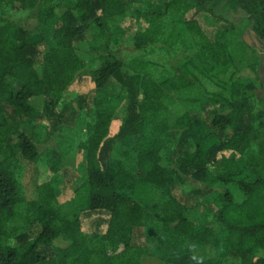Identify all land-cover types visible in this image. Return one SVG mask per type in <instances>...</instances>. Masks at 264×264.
Masks as SVG:
<instances>
[{
  "label": "trees",
  "instance_id": "trees-1",
  "mask_svg": "<svg viewBox=\"0 0 264 264\" xmlns=\"http://www.w3.org/2000/svg\"><path fill=\"white\" fill-rule=\"evenodd\" d=\"M145 5L137 11V0H0V264H141L146 251L131 244L137 226L163 234L156 254L167 264H216L210 253L220 245L235 264H264V217L250 223L245 208L254 192L264 187V140H260L264 134L253 136L248 125H236L232 115L217 108L208 116L187 112L172 123L151 63L134 61L135 73L124 75L121 60L110 51L111 43L118 42L127 28V10L133 11L137 50L153 48L165 37L171 48L178 43L195 48L203 72L207 63L210 71L231 74L233 96L241 102L260 83L257 62L248 43L228 28H234L232 19L242 11L251 31L264 42V0H149ZM201 13L217 20L219 31L212 38L200 27L196 14ZM21 15L35 18L38 30L23 28L15 20ZM170 17L175 18L171 26ZM93 29L92 53L101 64L91 74L99 95L93 106L81 95L63 105L86 67L76 53L77 45ZM185 64L193 76L200 70L191 59ZM239 73L244 79L236 78ZM178 78V88L185 89L187 80L183 75ZM7 79L19 82L20 89L14 90ZM115 85L127 97L123 119L111 110V96L100 95ZM38 98L41 109L33 104ZM37 112L48 122L49 137L67 122L74 126L79 118L87 121L79 141L86 171L83 206L82 211L64 207L48 182L39 201L30 203L29 224L17 228L11 223L23 209L24 188L4 148L16 146L23 160L38 162L34 135L16 121ZM228 128L232 135L226 133ZM253 145L255 164L243 166ZM118 146L125 148L115 158ZM62 166L53 159L49 174H58ZM189 178L205 186L188 193L175 186ZM216 184L223 187L217 191ZM146 190L161 197L145 206L140 194ZM202 197L218 206L214 216L218 231L187 217L189 202ZM145 207H151L150 212ZM62 237L72 240L62 251L63 263L56 247Z\"/></svg>",
  "mask_w": 264,
  "mask_h": 264
},
{
  "label": "rangeland",
  "instance_id": "rangeland-1",
  "mask_svg": "<svg viewBox=\"0 0 264 264\" xmlns=\"http://www.w3.org/2000/svg\"><path fill=\"white\" fill-rule=\"evenodd\" d=\"M149 0H137V11H143L146 8V3ZM157 1V0H155ZM133 11L127 10L126 20L127 28L124 33H120V40L112 42L110 51L116 54L123 64L122 73L125 75H133L134 70L132 65L134 61L150 62L154 71V80L165 93L167 103L169 105L172 117V123H176L187 112L196 111L198 113H206L208 116L212 113L214 108H217L225 115H232L236 125H248L253 136L264 134V42H262L251 31L247 15L242 11L232 19L234 28L229 27L233 31L235 38L239 41H246L251 48L249 51L256 63V70L259 76V81L252 91H249L251 96L247 97L244 101H237L238 98L233 96L232 85L234 80L230 78L231 74L222 75L218 70L210 71L209 65H204L197 59V49L188 50L182 43L173 48L169 47L166 42V37L154 44L153 48L146 47L142 50H137L133 44V34L137 30L135 18H132ZM191 16V15H189ZM198 16V17H197ZM199 18V24L206 36L211 37L213 34L218 33L219 26L217 20L208 14H196ZM15 20L25 29L36 32L38 30V21L35 18H30L26 15L15 17ZM175 18L170 17L169 25L174 23ZM94 33L93 29L87 35L83 43L77 45V55L86 63L84 71L76 79L72 89L66 93L64 104L73 102L80 95L86 97L87 105L93 106L99 93L97 88L93 85L91 72L96 70L101 61L95 58V53H92V45ZM100 54L104 50H99ZM188 59H191L200 70L195 71V76L191 75L188 66L185 64ZM240 66H238L239 68ZM183 68L185 72L183 71ZM230 70L235 67L231 66ZM232 73V72H231ZM178 75H183L188 82L185 89H179L178 85L180 79ZM244 79L245 75L242 73L237 74L236 78ZM165 79L168 84L162 83ZM7 83L14 89L19 90L21 84L12 79H7ZM118 85L112 87V90L106 89L101 94L111 96V110L114 111L116 118H125V105L127 97L118 91ZM201 99V102H198ZM33 104L41 109L43 102L40 98L34 99ZM87 110V112H89ZM19 127L30 134L34 135L36 140L37 151L40 154L38 162L30 163L23 160L17 152L16 146L12 148H4V155L10 158L17 166L18 175L21 176V184L24 188L25 202L22 205L23 209L19 215L15 217L11 225L13 227L22 228L29 224L30 215L29 208L32 200L39 201V193L43 185L48 182L51 191L55 194V199L62 203L64 207H76L82 211L83 199V185L85 183V158L83 152L79 149V141L83 132H85L86 119L79 118L76 120L75 125L72 126L68 122L61 125L58 132L54 136L49 137L46 129L48 122L43 119L39 112L31 114L27 118L17 117ZM228 135H232L230 128L226 129ZM264 140V138H260ZM125 147L117 148L114 157L118 158L119 152ZM247 162L242 163L243 166L255 164L257 158V147L253 145ZM59 159L63 165L58 174L50 175L49 168L53 163V159ZM120 158V157H119ZM63 160V163H62ZM176 159L171 164V169H177ZM54 165V164H53ZM73 169H66V168ZM264 176V175H263ZM215 185L218 191L219 187ZM179 188L183 187L185 193L193 189H201L205 186L204 183L198 182L189 178L184 180L181 184H175ZM219 188V189H221ZM234 188V187H233ZM232 188L233 191H235ZM169 189V188H168ZM43 194V193H42ZM237 198H241V194L237 192ZM168 194L165 196L167 197ZM161 195L153 190H146L140 194L142 204L155 203L159 200ZM163 199H167V198ZM153 205V204H152ZM146 206V205H145ZM150 212L151 207H145ZM245 208L247 209V216L249 222L253 223L257 218L264 217V187L256 190L250 199L246 202ZM189 215L187 216L193 220L198 226H210L214 230H219V225L214 218L215 213L218 211L216 203H209L204 197L194 198L188 204ZM153 215V212L150 213ZM87 230V229H86ZM163 234L157 233L151 228L145 226H137L133 229L131 244L134 247H141L146 252L141 256V264H167L157 253L156 246ZM227 235L224 236V239ZM72 244V240L68 237H62L56 243V247L61 250L58 261L63 263L62 251L67 250ZM225 249L222 245L218 249L210 253L212 259L216 260V264H235L234 258L228 257L225 254Z\"/></svg>",
  "mask_w": 264,
  "mask_h": 264
}]
</instances>
